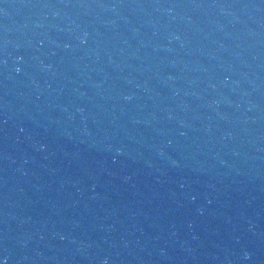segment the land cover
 Listing matches in <instances>:
<instances>
[{
	"label": "water",
	"instance_id": "obj_1",
	"mask_svg": "<svg viewBox=\"0 0 264 264\" xmlns=\"http://www.w3.org/2000/svg\"><path fill=\"white\" fill-rule=\"evenodd\" d=\"M0 264H264V0H0Z\"/></svg>",
	"mask_w": 264,
	"mask_h": 264
}]
</instances>
